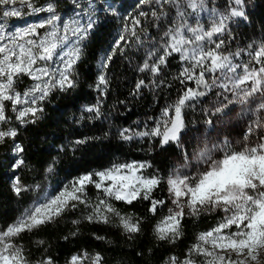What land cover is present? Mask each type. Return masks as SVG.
<instances>
[{"label": "snow or ice", "instance_id": "6c2138e0", "mask_svg": "<svg viewBox=\"0 0 264 264\" xmlns=\"http://www.w3.org/2000/svg\"><path fill=\"white\" fill-rule=\"evenodd\" d=\"M141 4L151 10L140 11L125 23L115 48H120L128 37L139 38L138 28L144 31L141 18L151 16L158 21L168 15L165 6L174 8L170 26L138 70L156 76L169 58L176 56L184 65L178 79L181 83L191 82L194 87H187L164 108L153 127L138 132L124 129L121 138L127 141L148 137L162 147L170 143L181 146L186 129L184 109L218 89L222 100L210 110L211 115H227L231 105L239 104L248 106L254 117L243 136V147H234L225 137L198 153H183V163L166 176L147 173L152 167L147 162H114L75 177L55 194L45 191L14 222L0 228V264H30L23 238L70 213H84L71 220L74 226L83 222L108 224L111 217H116L126 233H139L141 219L125 215L117 202L133 205L143 201L148 202L153 216L166 209L167 214L157 221L153 231L159 241L172 244L184 238L186 220L198 221L213 212L221 214L214 227L196 235L183 259L171 256L168 264H197L193 257H198L200 264H260L259 258L264 255V40L234 51L226 48L229 41L224 37L231 36L230 22L233 18L247 19L245 0H226L224 12L209 7V0H141ZM25 10L28 14L46 11L49 16L10 33L0 24V126L8 123L9 109L20 123H35L37 114L43 111L39 106L42 101L56 89L75 86L72 77L81 58V43L95 23L91 16L83 24L79 20L64 22L51 3L39 7L34 0H0V20L21 17ZM204 14L206 20L202 19ZM115 48L102 58V69L107 68ZM24 78L32 84L20 91L17 85ZM107 83L102 72L97 90H101V85L106 90ZM142 86L144 81L140 80L137 90ZM86 111L98 114L99 106ZM205 123L211 125L213 121L208 119ZM15 136L14 129L0 128V142ZM15 150L19 153L23 148L17 145ZM22 163L19 161L17 166ZM46 172L52 173L53 167L49 165ZM39 189L37 184L31 190ZM12 190L19 197L30 188L17 177ZM158 190L166 191L167 199L154 195ZM78 233L77 227L70 235L75 237ZM35 243L42 246L45 242ZM37 264H54V260L47 256ZM68 264H103V257L83 251L72 255Z\"/></svg>", "mask_w": 264, "mask_h": 264}, {"label": "trees", "instance_id": "16d2710c", "mask_svg": "<svg viewBox=\"0 0 264 264\" xmlns=\"http://www.w3.org/2000/svg\"><path fill=\"white\" fill-rule=\"evenodd\" d=\"M56 8H68L69 3L50 0ZM112 7L106 9L101 0H96L95 23L83 41L81 58L75 66L73 80L75 86L66 90H54L40 103L43 111L37 114L35 123H20L16 115L8 110L9 121L5 131L14 129L16 136L0 142V228L14 222L45 191L49 195L68 184L69 181L86 172L108 167L112 163L147 162L151 168L147 173L161 176L170 174L173 160L183 157L187 152L182 145L170 143L161 146L152 138H133L124 140L121 131H145L160 119L162 110L171 105L191 82L181 83L178 79L183 64L176 56L161 67L158 75L140 72L149 51L157 47L164 30L175 17V9L165 6L168 13L158 21L151 16L142 19L144 31H139L138 39L128 37L115 48L118 36L130 18H136L140 11L151 9L141 4V0H110ZM215 5H226V0H215ZM156 6L153 5V8ZM244 11L247 19L233 18L230 22L231 36L227 50L255 41L264 40V0H245ZM130 26V25H129ZM115 48V54L106 69L101 68L102 58ZM105 74L107 88L97 90L100 74ZM140 80L144 86L137 90ZM31 81L24 78L17 89L23 91ZM208 95L190 102L184 109L186 129L182 137L190 131L203 127L205 104ZM99 106V113L86 111L89 107ZM77 140L85 141L76 144ZM19 145L22 152L12 154ZM23 161L18 165L19 161ZM53 167L47 173V167ZM30 188V191L17 197L12 190L16 178ZM39 184L38 191L31 190ZM154 195L167 199L166 191ZM148 202H135L125 205L117 202L125 215L141 219V231L126 233L116 217L108 224H71L72 219L84 213H70L57 223L23 238L30 264L51 256L54 264H68L70 257L87 251L90 255L99 253L103 264H168L169 257L184 258L188 247L195 241L199 232L215 226L220 219L219 213L202 215L198 221L186 220L184 238L176 244L159 241L154 227L159 219L167 214L166 209L153 216L148 211ZM79 228L75 237L70 233ZM65 236L69 238L64 239ZM97 236L103 239H96ZM43 240L44 245H37ZM200 264L198 257H193ZM264 264V259H260Z\"/></svg>", "mask_w": 264, "mask_h": 264}, {"label": "rangeland", "instance_id": "374dc122", "mask_svg": "<svg viewBox=\"0 0 264 264\" xmlns=\"http://www.w3.org/2000/svg\"><path fill=\"white\" fill-rule=\"evenodd\" d=\"M61 1H64L65 3H69L70 7L68 8L64 7L58 9L52 4L50 0H34V2L39 7H46L49 3H51L55 8V14L60 16L61 20L64 22L79 20L83 24V23H87L89 16H91L92 20L95 21V13L97 10L96 0H91V3H89V0H61ZM101 1L103 2V5L105 6L106 9L112 7L110 0H101ZM17 3H19V0H17ZM213 6H215L221 12L226 11L225 6L215 5V0H209V7H213ZM48 16L49 13H47L46 11L40 13L28 14V11L25 10V14L23 16L9 17L4 20H0V24H3L5 31L10 33L19 28L24 27L28 23H39L40 21L47 19ZM206 17L207 14H204L202 19L206 20ZM229 28H230V24H229ZM41 31L44 30L42 29ZM207 99L208 101L206 102L204 109L205 119H211L213 121V124L209 125L205 123L204 128L200 127L195 131H190L182 137V146L185 149H187L186 153L189 154L198 153L206 145L211 146L215 144L218 140H221L225 137H227L232 142L234 147L236 148L243 147V143H244L243 136L247 131L248 125L252 122V119H254L252 113L249 111L248 106L239 105V104L231 105L230 106L231 111L228 112L227 115L224 114L211 115L210 110L214 109V107L221 102L222 97L219 95L218 89H213V92L208 93ZM4 127L5 125L0 126L2 130H5ZM15 149L16 147L12 151V154L17 152ZM182 163H183V157L174 158L171 171ZM259 259H264V255H261Z\"/></svg>", "mask_w": 264, "mask_h": 264}]
</instances>
